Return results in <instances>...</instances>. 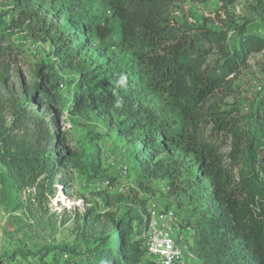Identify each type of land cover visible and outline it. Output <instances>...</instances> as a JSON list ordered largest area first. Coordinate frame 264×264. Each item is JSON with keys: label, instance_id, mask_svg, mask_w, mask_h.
I'll list each match as a JSON object with an SVG mask.
<instances>
[{"label": "trees", "instance_id": "16d2710c", "mask_svg": "<svg viewBox=\"0 0 264 264\" xmlns=\"http://www.w3.org/2000/svg\"><path fill=\"white\" fill-rule=\"evenodd\" d=\"M189 1L201 0H17L20 9L34 2L57 3L60 16L66 17L52 36L57 57L62 56L57 64L66 58L71 64L95 38L102 42L116 38L119 57L108 71L81 66L79 77L72 79L75 87L66 94L59 92L61 81L50 69L49 85H35L19 115L25 114L27 105H41L40 113L25 116L16 126L18 135L4 136L0 159L15 183L38 179L52 183L58 171L68 167L96 177L99 155L59 153L57 141L63 138L52 133L44 113L50 107L63 106L76 114L130 105L121 131L134 147L138 186L153 196V182L167 179L172 194L185 196L196 221L183 216V224L191 233L189 249L198 264H264V102L247 116L236 108L209 104L217 94L234 92L230 76L237 75L251 54L264 51V38L243 27L231 55L227 31L201 26L199 33H192L186 24L172 26L170 12ZM219 1L227 11L238 0ZM11 22L5 19L0 25L7 29ZM213 53H219L224 63L210 66ZM144 95L162 99L170 118L155 116L148 108L134 109ZM228 145L231 152L226 155ZM168 152L193 156L191 182L185 181L178 160L163 157ZM148 204L136 193L120 221L104 215L113 231L100 239L93 263L86 264L140 263L146 252Z\"/></svg>", "mask_w": 264, "mask_h": 264}, {"label": "rangeland", "instance_id": "374dc122", "mask_svg": "<svg viewBox=\"0 0 264 264\" xmlns=\"http://www.w3.org/2000/svg\"><path fill=\"white\" fill-rule=\"evenodd\" d=\"M61 13L57 3L34 2L20 9L17 0H0V22L12 21L7 29L0 25V146L5 135L12 132H15L13 136L18 135L16 126L27 119L25 116L40 113L41 105H27L25 114L19 115L33 87L49 85L46 79L51 78L47 75L50 69L61 81L59 92L66 94L75 87L72 79L79 77L81 66L108 71L117 63L119 50L114 46L117 39L102 42L95 38V42L72 58L71 64H68L70 58L57 64L62 56L57 57L52 36L66 21ZM168 17L172 26L180 28L186 24L193 29L192 33H199L201 26L227 31L231 55L239 46L243 27L246 33L264 38V0H238L227 11L219 0L189 1L174 7ZM218 63H224L222 56L211 54L208 64L214 67ZM230 80L234 92L228 96L217 94L209 104L216 103L223 110L236 108L243 116L250 115L264 102V51L251 54ZM39 93L36 92V96ZM128 107L130 105L116 104L102 112L89 110L71 114L62 106L50 107L44 113L52 133L63 138L57 141L59 153L72 156L94 152L99 155L101 169L96 177L68 167L58 171L52 183L42 179L35 183L28 180L15 183L8 165L0 159V264L93 263V250L101 238L109 237L113 231L103 216L120 221L136 193L144 199L151 196L138 186L137 159L132 155L134 147L131 139L121 131ZM133 107L148 108L164 120L170 118L165 102L158 97L144 95ZM230 152L228 145L223 153L229 155ZM163 157L178 160L185 181L193 180L192 155L168 152ZM124 167L128 168L127 178L121 176ZM106 181L110 183L107 187L104 186ZM162 185L168 191L160 194ZM152 189L155 194L147 198L148 203L153 201L159 208L179 206L186 219L196 221L190 214L188 200L172 194L167 179L155 180ZM97 216L102 218L98 220ZM196 261L198 264L197 258Z\"/></svg>", "mask_w": 264, "mask_h": 264}, {"label": "built area", "instance_id": "2783aa9c", "mask_svg": "<svg viewBox=\"0 0 264 264\" xmlns=\"http://www.w3.org/2000/svg\"><path fill=\"white\" fill-rule=\"evenodd\" d=\"M121 176L127 178V167L123 168ZM109 185V181L104 183L106 187ZM167 191L165 185L159 187L160 194ZM176 209L159 208L156 203L149 201L146 252L138 264H197L196 255L189 249L192 244L191 233L184 228L183 215Z\"/></svg>", "mask_w": 264, "mask_h": 264}]
</instances>
